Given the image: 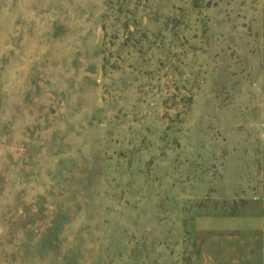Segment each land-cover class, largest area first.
Returning <instances> with one entry per match:
<instances>
[{"label": "rangeland", "instance_id": "rangeland-1", "mask_svg": "<svg viewBox=\"0 0 264 264\" xmlns=\"http://www.w3.org/2000/svg\"><path fill=\"white\" fill-rule=\"evenodd\" d=\"M263 0H0V264H263Z\"/></svg>", "mask_w": 264, "mask_h": 264}, {"label": "crops", "instance_id": "crops-1", "mask_svg": "<svg viewBox=\"0 0 264 264\" xmlns=\"http://www.w3.org/2000/svg\"><path fill=\"white\" fill-rule=\"evenodd\" d=\"M263 3H264V0H263ZM260 254H261V259H262V262L264 264V232L261 236V248H260Z\"/></svg>", "mask_w": 264, "mask_h": 264}]
</instances>
